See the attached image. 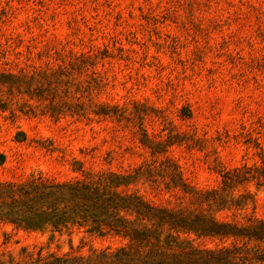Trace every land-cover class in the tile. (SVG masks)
<instances>
[{
  "label": "rangeland",
  "instance_id": "374dc122",
  "mask_svg": "<svg viewBox=\"0 0 264 264\" xmlns=\"http://www.w3.org/2000/svg\"><path fill=\"white\" fill-rule=\"evenodd\" d=\"M0 155V182L105 178L191 217L264 219V182L221 187L224 171L264 155V0H0ZM179 178L242 203L198 204ZM90 224L55 232L0 221V264L129 240ZM162 229L160 241L175 235ZM177 236L199 249L232 242Z\"/></svg>",
  "mask_w": 264,
  "mask_h": 264
},
{
  "label": "trees",
  "instance_id": "16d2710c",
  "mask_svg": "<svg viewBox=\"0 0 264 264\" xmlns=\"http://www.w3.org/2000/svg\"><path fill=\"white\" fill-rule=\"evenodd\" d=\"M260 160L259 166L242 165L224 171L222 190L248 179L264 182V155ZM2 163L0 155V165ZM118 178L110 174L109 182L114 188L118 187ZM105 180L60 182L39 174L19 182H0V221L26 230L48 225L55 232L91 222L87 230L91 233L104 236L121 232L129 238L112 252L92 251L87 256L50 254L52 260L47 264H264V219L248 218L247 224L237 225L201 215L191 217L158 207L139 196L110 190ZM178 182L183 193L191 194L190 198L198 204L209 201L220 208L226 204L239 206L242 203L239 199L244 197L226 200L218 197L215 190L203 192L186 185L180 178ZM120 211L134 214L135 219L127 220L119 215ZM142 221L150 226L142 225ZM165 226L175 235L167 232L160 241ZM178 233L230 238L232 242L215 250L199 249L187 241L179 242Z\"/></svg>",
  "mask_w": 264,
  "mask_h": 264
}]
</instances>
